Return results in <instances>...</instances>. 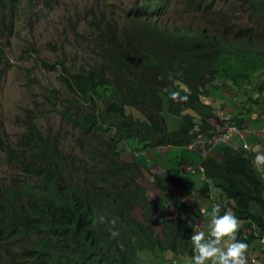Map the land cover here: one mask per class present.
Returning <instances> with one entry per match:
<instances>
[{"label": "trees", "instance_id": "1", "mask_svg": "<svg viewBox=\"0 0 264 264\" xmlns=\"http://www.w3.org/2000/svg\"><path fill=\"white\" fill-rule=\"evenodd\" d=\"M88 1L54 28L60 41L68 30L81 62L60 45L55 65L40 60L46 71L56 66L57 85L41 84L36 111L14 116L23 130L13 141L0 130V157L14 171L0 179V264H170L171 255L191 253L192 234L182 232L179 218L164 217L155 229L143 182L150 166L141 153L186 147L227 123L264 117V0H139L122 23L110 8L106 15V4ZM57 2L0 0V79L10 65L9 36L29 38ZM235 13H245L246 23H230ZM164 16L183 23L158 19ZM164 88L189 99L176 103ZM205 98L228 100L232 115L215 127V107ZM45 112L57 119L41 123L50 119ZM169 117L179 119L173 128ZM218 149L219 159L199 156L197 164L226 183L232 212L261 233L264 222L249 211L250 192L264 187L253 151ZM101 215L118 218L117 239ZM180 244L187 248L177 253Z\"/></svg>", "mask_w": 264, "mask_h": 264}, {"label": "crops", "instance_id": "2", "mask_svg": "<svg viewBox=\"0 0 264 264\" xmlns=\"http://www.w3.org/2000/svg\"><path fill=\"white\" fill-rule=\"evenodd\" d=\"M262 120H264V117L255 119L250 127L247 125V131L238 129L239 134L234 136V142L226 141V139L220 140L216 133L208 137H198L194 140L195 142L193 141L186 147L155 148L149 152L143 151L141 153L144 160L147 154L150 159V168L145 173L143 182L145 181L144 184H146V196L154 203L155 217L152 218V221L155 229L158 228L157 223L164 217H177L180 219L182 232L193 234L194 230L204 231L207 236L213 206L217 203L221 206L227 204L228 206L223 213L229 209L232 211L234 201L226 195L223 189L226 183L209 179L204 175L202 167L197 164L198 157L219 159L221 152L218 148L229 146L234 149L241 148L248 154L253 151L251 156L253 164L256 146L264 151V122ZM242 132L243 134H241ZM248 137H250V143L246 141ZM196 145L198 147H195ZM242 145H246L247 148L242 147ZM191 160L195 164H191ZM178 162L184 163L179 164ZM252 167L256 177L262 183L264 167H254L253 165ZM168 173L173 177L172 179L167 176ZM249 202L250 213L264 222V187H261L257 194L250 192ZM181 203L195 205L198 212L186 211L181 207ZM237 219L242 222L237 238L243 240L249 246L247 252L248 264H264V247H262L261 242V238L264 239V228H261L260 233L254 223L248 222L246 224L245 220ZM262 226L264 227V225ZM180 240L183 242V239ZM186 248V244H180L177 253L184 252ZM193 255L192 248L191 253L178 254L176 257L168 258L170 260L168 263L192 264Z\"/></svg>", "mask_w": 264, "mask_h": 264}, {"label": "rangeland", "instance_id": "3", "mask_svg": "<svg viewBox=\"0 0 264 264\" xmlns=\"http://www.w3.org/2000/svg\"><path fill=\"white\" fill-rule=\"evenodd\" d=\"M97 1L99 4L103 3L107 5V16L108 9H111V16L117 23H122L125 17V12L132 7L134 2H139V0ZM170 1L171 0H169V2ZM89 6L90 2L88 0H58L52 10L44 11V16L37 27L29 35V38L21 35L9 36L6 54L9 58L10 65L7 66L8 68L5 70L3 77L0 79V130L2 131V136L6 141H13L15 138V132L23 130V126L20 122L15 121L14 116L16 114L23 113L25 107L28 109L33 108L36 111V104H34L33 101L37 102L40 99L38 87L41 84L46 85L48 82H54L56 72L46 71V69L40 65V60L50 63L55 62L56 58L62 54L59 50L60 45L69 57H73L75 62H81L79 57L80 55L78 53L81 51V48L80 46H77L78 52L74 50V42L71 39V34L68 30H66V33L63 36L64 41H60L54 28L55 25L57 28H61V25L58 23L62 21L64 17L71 20L73 18L71 15L72 12H80L82 8ZM166 10H168V8H166ZM220 15L221 13L219 12V16ZM158 19L174 25L183 23L180 20L169 19L165 16L159 17ZM229 22L235 24L246 23L245 13H235L234 15H231ZM78 24H80V20H78ZM202 25L208 26V23L205 21ZM77 31H79V29H77ZM75 36L80 42H82L79 35ZM224 93L225 94H223V96L230 95L229 92ZM205 101L210 102L215 107V118L211 120V123L214 125L216 122L223 120L231 113V104L226 99L205 98ZM45 116H48L50 119L47 121H45V119H41L40 121L43 124H50L54 122V119H57L53 118L49 112H45ZM252 118L254 117L252 116ZM178 121V118L169 117V120L167 121L168 126L173 128L178 124ZM262 121L264 122V120ZM247 122L248 121H245L244 123ZM241 127L244 128L245 125ZM229 128H231V126L226 125V129ZM244 131L247 130L245 129ZM241 134H243V132ZM234 136H236V133L228 135L226 141L234 142ZM246 141L250 143V137L246 138ZM195 147L198 146L196 145ZM122 156L126 159L127 153L122 154ZM145 162H147V165H150L148 154L145 156ZM13 172L14 171L9 168L0 157V179L6 180ZM171 257L173 258L172 255ZM172 264L179 263L174 262Z\"/></svg>", "mask_w": 264, "mask_h": 264}, {"label": "clouds", "instance_id": "4", "mask_svg": "<svg viewBox=\"0 0 264 264\" xmlns=\"http://www.w3.org/2000/svg\"><path fill=\"white\" fill-rule=\"evenodd\" d=\"M52 65H55L52 63ZM46 69V68H45ZM52 71V70H51ZM48 71V72H51ZM55 74L54 82H48L47 86L57 85L56 76L59 71L56 66L53 69ZM163 79V77H161ZM169 79L171 77L169 76ZM169 98L176 103H186L189 99L188 95H181V91L173 90L169 88H164ZM204 100V98H203ZM229 117L226 116L224 119ZM243 125H235L233 123H227V126L231 128L226 129V125L223 130L217 133L220 140L226 139L228 135L233 133L239 134L238 129H246L247 125L250 124V120ZM256 152L253 159L254 167H264V151H261L259 146L254 149ZM201 169V167H200ZM221 205L219 203L213 206V211L211 213L209 232L206 236L204 231H193L190 237L191 244L193 247L194 255L192 256V264H248V244L237 238V233L241 226V221L237 219L236 215L231 211V209L220 215ZM118 218L107 219L105 216L101 215L99 217L100 224H109L108 228L110 239H117L120 236L118 230H116Z\"/></svg>", "mask_w": 264, "mask_h": 264}, {"label": "built area", "instance_id": "5", "mask_svg": "<svg viewBox=\"0 0 264 264\" xmlns=\"http://www.w3.org/2000/svg\"><path fill=\"white\" fill-rule=\"evenodd\" d=\"M231 129H233V128H231ZM242 147H244V148H247V146L246 145H242ZM262 239V247H264V239L263 238H261Z\"/></svg>", "mask_w": 264, "mask_h": 264}]
</instances>
